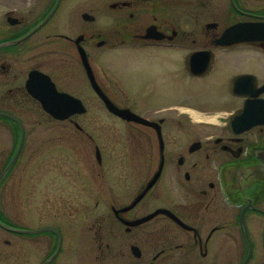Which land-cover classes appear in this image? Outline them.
I'll use <instances>...</instances> for the list:
<instances>
[{
    "label": "flooded vegetation",
    "instance_id": "af4514ba",
    "mask_svg": "<svg viewBox=\"0 0 264 264\" xmlns=\"http://www.w3.org/2000/svg\"><path fill=\"white\" fill-rule=\"evenodd\" d=\"M176 7L188 11L178 16ZM238 10L242 17L223 27L202 20L209 9L197 0H0V264H15L11 205L16 179L29 184L31 107L67 123L74 143L93 146L83 198L105 205L106 264H264V113L232 125L243 105L264 100V74L215 75L229 53L264 58V39L221 44L231 26L264 28V14ZM174 51L181 64L173 65ZM196 51L200 75L185 66ZM90 76L108 103L150 124L109 112ZM74 100L85 111L63 120L42 107ZM92 104L105 112H88ZM60 164L49 173L78 187L79 171ZM96 237L102 249L101 231Z\"/></svg>",
    "mask_w": 264,
    "mask_h": 264
},
{
    "label": "rangeland",
    "instance_id": "374dc122",
    "mask_svg": "<svg viewBox=\"0 0 264 264\" xmlns=\"http://www.w3.org/2000/svg\"><path fill=\"white\" fill-rule=\"evenodd\" d=\"M201 1L206 2V9H209L202 20L216 18L221 20L224 27L242 17L231 8L230 0ZM201 1L197 0L198 3ZM236 2L241 11L264 14V0H236ZM191 8L193 9L192 6ZM185 11H188V8L176 7L175 14L181 16L179 14L183 15ZM180 54L178 51L170 54L173 65L179 64ZM114 57L119 58L120 56L119 54L111 56L112 62L109 68L116 74L118 68L113 63ZM263 61L264 58L261 56L232 52L223 56L222 62L219 64V72L215 75H219L220 79H224V76L236 71H251L263 75ZM103 63L106 65V57H104ZM259 65H262L263 69ZM173 81L181 83L183 81L182 74L178 78H174ZM192 81L195 80L189 82ZM185 82L188 80L185 79ZM195 104L204 105L200 100ZM87 107L88 112L97 115L105 112L98 105L92 104ZM144 107L141 104L135 105L139 111ZM30 111L31 120L28 125L29 144L31 145L29 184L18 183L22 182L21 178L15 181L14 199L11 205L14 210V223L21 230L45 227L61 230L63 244L51 264H66V261L72 258L76 260L75 262L70 260L72 264H106V260L100 254L104 250V241H106L103 239V234H106V212L103 210L105 205H103V201L99 202L94 198L89 200L83 198V194L87 193L84 188L90 184L89 178L86 177L87 175L89 177L87 172L90 169H87L84 163L94 162L93 146L79 141L74 143L70 134L65 131L70 129L67 123H50L41 118L32 107ZM27 119L28 116L25 117V120ZM115 125L114 132H117L119 125L117 123ZM58 162L61 163L63 171H71V166L79 171L78 187L69 183L64 173L63 177H58L59 174L55 176L49 173L59 171V168H55ZM22 164L21 161V167ZM95 170L94 178L98 176L100 180L97 166ZM83 172H86V176L82 175ZM82 177L84 178L82 179ZM98 202L99 206H96ZM98 231H101L102 249L98 248L99 243L96 237ZM14 241L16 243L15 264H26L24 263V242L30 243L28 264H39L58 246H55V238L50 234L17 235L14 237Z\"/></svg>",
    "mask_w": 264,
    "mask_h": 264
},
{
    "label": "water",
    "instance_id": "95a60500",
    "mask_svg": "<svg viewBox=\"0 0 264 264\" xmlns=\"http://www.w3.org/2000/svg\"><path fill=\"white\" fill-rule=\"evenodd\" d=\"M232 5L234 6L233 0H231ZM257 39H264V28L262 30H254L253 25L250 24H238L234 25L230 28H228L226 31H224L222 38L220 40L221 44L224 46L231 45L236 42H247L250 40H257ZM200 52H195L191 53L187 58H186V68L187 70L193 74V75H200L198 72L195 71L196 65H197V58L199 57ZM91 83L93 88L95 89V92L100 96L107 107V109L112 112L113 114H116L117 116H120L123 119H126L128 121H143L145 123L150 124L149 122L139 118L138 116L134 115L130 111L127 110H121L118 107L108 103L104 95L101 93L100 89L97 87V85L94 83L92 77L90 76ZM256 96V95H255ZM60 104V105H59ZM58 105L52 106V105H47L45 103L42 104V106L45 108V110L55 117L56 119L63 120L67 118L69 115L72 113H82L84 112V107L81 105L80 102L77 100H74V104H64V103H59ZM72 108V109H71ZM258 115L259 113H264V101L258 99V98H253V101L249 103L246 106H243L242 109L239 111V116L238 117H233L232 125H237L241 124L246 120V116H249L250 114ZM260 122L254 121V122H249L246 127H251L252 125L259 124ZM245 128V127H244ZM246 128V129H247ZM158 176V173L155 174L153 177L156 179ZM154 179L151 183H153ZM15 233L19 234H36L40 232H52L55 235H58V233L50 228H45V229H39V230H14ZM59 243L58 246L54 252V254L43 264L49 263L54 257L57 255L60 247V239L58 237Z\"/></svg>",
    "mask_w": 264,
    "mask_h": 264
},
{
    "label": "bare ground",
    "instance_id": "6f19581e",
    "mask_svg": "<svg viewBox=\"0 0 264 264\" xmlns=\"http://www.w3.org/2000/svg\"><path fill=\"white\" fill-rule=\"evenodd\" d=\"M196 118H198V116H196Z\"/></svg>",
    "mask_w": 264,
    "mask_h": 264
}]
</instances>
